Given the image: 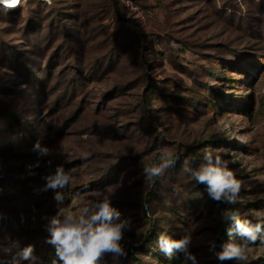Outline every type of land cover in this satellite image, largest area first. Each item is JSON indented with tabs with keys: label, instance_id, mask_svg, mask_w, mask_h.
Segmentation results:
<instances>
[{
	"label": "rangeland",
	"instance_id": "1",
	"mask_svg": "<svg viewBox=\"0 0 264 264\" xmlns=\"http://www.w3.org/2000/svg\"><path fill=\"white\" fill-rule=\"evenodd\" d=\"M49 1L0 8V262L32 245L60 264L46 225L64 191L68 212L111 195L132 219L122 264H190L157 245L186 232L198 264H220L210 242H240L222 213L264 219V0ZM164 149L173 166L145 177ZM205 149L243 182L236 204L182 171ZM58 165L74 181L45 191ZM231 262L264 264V244Z\"/></svg>",
	"mask_w": 264,
	"mask_h": 264
},
{
	"label": "clouds",
	"instance_id": "2",
	"mask_svg": "<svg viewBox=\"0 0 264 264\" xmlns=\"http://www.w3.org/2000/svg\"><path fill=\"white\" fill-rule=\"evenodd\" d=\"M21 0H0V5L12 9L20 6ZM34 150L41 156L49 155L50 149L42 147L39 142L34 145ZM159 163L151 166L145 165L142 169L147 178L160 177L165 170L174 164L171 151L161 150ZM228 161L214 151L203 150V162L198 167L192 168L189 161H184L182 171L189 174L197 184L205 186L210 199L216 203L234 205L238 201L243 182L237 178L235 172L229 168ZM76 168L65 169L58 165L54 174L46 177L44 190H64L72 185ZM54 200L58 205V212L48 220L46 230L49 237L46 243L55 249V255L60 264H107L105 258L111 257V264H122L121 258L127 257V251L122 243L125 233L133 230V221L130 217H123L121 211L112 203L111 195L91 205L82 206L78 213L68 212L61 207L64 204V191H55ZM222 218L231 222L227 235L240 237V242L229 239L220 244L219 250L215 242H210L209 251L215 258L224 264L226 261L248 260L250 246L260 242L264 244V219L253 222L250 219L241 218L238 211H226ZM192 234L186 232L179 239L161 233L157 239V245L165 256L171 258L175 253H182L190 264H198L195 254L190 251ZM38 257L34 255V246L27 245L17 248L10 262L0 264H18L28 261L36 264ZM55 264V262H54Z\"/></svg>",
	"mask_w": 264,
	"mask_h": 264
},
{
	"label": "trees",
	"instance_id": "3",
	"mask_svg": "<svg viewBox=\"0 0 264 264\" xmlns=\"http://www.w3.org/2000/svg\"><path fill=\"white\" fill-rule=\"evenodd\" d=\"M29 1H30V0H29ZM29 1H25L26 4H27ZM19 11H20V8H17V9L12 10V11H7V13H8V14H13V13H17V12H19ZM211 142H214V141L211 140ZM225 230H226V228H225ZM225 230H224V231H225ZM225 232H226V231H225ZM225 264H232V262H231V261H226Z\"/></svg>",
	"mask_w": 264,
	"mask_h": 264
},
{
	"label": "built area",
	"instance_id": "4",
	"mask_svg": "<svg viewBox=\"0 0 264 264\" xmlns=\"http://www.w3.org/2000/svg\"><path fill=\"white\" fill-rule=\"evenodd\" d=\"M47 2H50L49 0H46ZM23 2V1H22ZM0 8L1 9H4V10H8V11H12V10H15V9H17L18 7H16V8H12V9H8V8H5L3 5H0Z\"/></svg>",
	"mask_w": 264,
	"mask_h": 264
},
{
	"label": "bare ground",
	"instance_id": "5",
	"mask_svg": "<svg viewBox=\"0 0 264 264\" xmlns=\"http://www.w3.org/2000/svg\"><path fill=\"white\" fill-rule=\"evenodd\" d=\"M22 1H27V0H21V3H22ZM19 7V6H18Z\"/></svg>",
	"mask_w": 264,
	"mask_h": 264
}]
</instances>
